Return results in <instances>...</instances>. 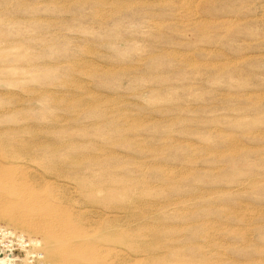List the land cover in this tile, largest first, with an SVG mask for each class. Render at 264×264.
Returning <instances> with one entry per match:
<instances>
[{
	"label": "rangeland",
	"instance_id": "374dc122",
	"mask_svg": "<svg viewBox=\"0 0 264 264\" xmlns=\"http://www.w3.org/2000/svg\"><path fill=\"white\" fill-rule=\"evenodd\" d=\"M0 92V154L114 264H264V0H0Z\"/></svg>",
	"mask_w": 264,
	"mask_h": 264
},
{
	"label": "bare ground",
	"instance_id": "6f19581e",
	"mask_svg": "<svg viewBox=\"0 0 264 264\" xmlns=\"http://www.w3.org/2000/svg\"><path fill=\"white\" fill-rule=\"evenodd\" d=\"M12 158L11 155L0 154V219L12 223L13 228L20 232L8 231L16 241L23 237L28 241L27 245L30 247L26 250L28 258L26 264L116 263L112 255L107 254L109 250L103 251L102 246L95 242L97 231L94 233L90 231L89 226L79 223L75 218V209L59 202L58 196L46 186L38 187L30 179L29 173L32 169H28L27 164L16 162ZM90 228L92 229V226ZM30 235H38L40 240L28 237ZM111 250L113 251L114 248ZM9 256L0 257V264H11L13 259Z\"/></svg>",
	"mask_w": 264,
	"mask_h": 264
}]
</instances>
